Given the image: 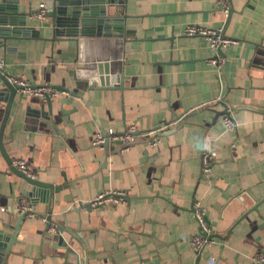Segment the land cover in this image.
<instances>
[{"label": "crops", "instance_id": "crops-1", "mask_svg": "<svg viewBox=\"0 0 264 264\" xmlns=\"http://www.w3.org/2000/svg\"><path fill=\"white\" fill-rule=\"evenodd\" d=\"M47 1L0 0L31 12L28 25L37 33L0 37L7 75L63 88L50 102L20 90L10 109L0 100V264H261L254 258L264 255V0L114 3L125 8L128 33L115 46L54 39L51 17L34 16ZM188 24L221 29L236 41L218 51L220 78L208 63L215 50L206 37L185 34ZM99 53L108 54L102 71ZM186 111L181 127L156 134V146L153 136L128 147L92 144L110 129L174 125ZM226 114L235 130L225 128ZM203 153L213 158L209 178ZM16 159L26 160L36 179L66 185L52 202L48 188L29 195ZM103 193L121 195L95 203ZM22 197L36 216L19 221ZM196 200L215 239L200 254L190 242L200 232Z\"/></svg>", "mask_w": 264, "mask_h": 264}, {"label": "water", "instance_id": "water-1", "mask_svg": "<svg viewBox=\"0 0 264 264\" xmlns=\"http://www.w3.org/2000/svg\"><path fill=\"white\" fill-rule=\"evenodd\" d=\"M125 1L127 0H48L45 4L48 8L47 16L51 17L52 19V33L54 39L73 40L78 45L93 41L98 45L105 44L106 46L108 44L115 46V43H123L124 37L128 35L125 24L127 22V16L124 14L125 8L121 7L120 5ZM93 3L99 4L100 6L98 5L99 7L94 8L92 6ZM114 3H119L120 5L115 8ZM111 7H114V10H111ZM29 16H32L31 12L20 13L14 5L3 6L0 4V37L3 40H7L9 38L31 39L32 36L37 33L34 32L36 29L34 25H28ZM219 52L222 53V50H219ZM107 55L104 57L100 53L97 56L92 54V56L96 57L97 67L100 71H102V67L107 68L108 66L106 63L104 65L101 63L103 59H107ZM112 57L119 58V55L117 53H113ZM96 72L97 71L92 70V72L88 73V75H94ZM105 79L106 78L100 76L101 86L106 85L104 84ZM113 80L117 83L115 86L119 87V79L115 78ZM121 81L122 80L120 79V82ZM90 86L95 87V85ZM53 87L57 90L63 91V88L61 87ZM19 90L20 87L9 82L5 68H0V100L7 102V109H10ZM46 100L50 102L51 98H47ZM208 106L209 104H204L199 108L193 109L192 112L197 111L198 109L206 108ZM190 113L186 111L184 114L177 116V123L174 125H169L168 130L173 131L174 129L181 127L185 121V118ZM222 113H228V110ZM2 121L3 119L0 118V147L5 153L3 144V132L5 124L2 123ZM140 133V131L137 132V134ZM158 134H163V132L160 131ZM104 135L107 136L106 131H104ZM134 142L123 143L122 141H115L113 144H119L122 147H128ZM107 143H109L108 140L106 141L105 145ZM18 173L28 181L30 185L29 195H32L38 191L36 187H40V189L45 190L48 188L50 202H52L53 194L66 185L55 186L52 183L43 182L36 179L35 177L28 176L21 170H18ZM27 214V211L23 212L19 221H21L22 218H24ZM46 219L48 227H50L52 220L49 217ZM209 237H211V235ZM6 253L7 251H4V256ZM0 254H3V252L0 251Z\"/></svg>", "mask_w": 264, "mask_h": 264}, {"label": "built area", "instance_id": "built-area-1", "mask_svg": "<svg viewBox=\"0 0 264 264\" xmlns=\"http://www.w3.org/2000/svg\"><path fill=\"white\" fill-rule=\"evenodd\" d=\"M223 10L226 14L229 13L230 6L229 3L224 1L222 4ZM48 14V8L45 4V2H42L39 6V9L35 11L34 16H36L38 19H44L46 18ZM185 34L187 35H201L206 37L209 40V43L211 47L215 50V56L208 59V63L215 66L217 73L221 75L222 71V65L224 63V58L222 55L219 54V50L223 47L228 46L231 43H235L236 41L227 38L223 35L221 29H212L208 28L203 25L198 24H188L185 28ZM4 61H0V68L4 66ZM7 78L9 82L12 84L20 87V92L26 96V95H35L39 96L43 99L47 98H54L58 96L62 91L55 89L53 86H35L33 83H31L29 80H25L22 78H17L14 76H8ZM224 126L228 130H235L238 126V123L229 115L226 114L223 117ZM170 125V124H169ZM169 125L161 126L154 131L151 132H141L140 134H137L139 130L135 125H130L126 128V130L119 132L113 129H110L107 131V136L104 135L103 132H100L97 134V136L92 141L93 145L98 146H104L106 141H122L124 143L134 142L138 136H146L147 138H150V136H153L151 138L150 143L154 146L158 145L160 142V137L156 134L158 132L163 131L166 129ZM212 161L213 158L210 153H203L202 155V175L209 178L211 176L212 171ZM13 164L21 171H23L25 174L31 177H35L34 172L29 168L27 161L24 159H16L14 160ZM121 193H103L94 200L95 203H105V202H111V201H118L119 196ZM20 211L21 213L27 211L29 215L36 216V211L27 197H22L20 200ZM194 210H195V217L196 220L200 226V232L195 234L191 237V245L194 249V251L197 254H200L207 246L215 242V239L212 237H209L211 234V229L209 227L207 218H206V212L201 205V202L199 200H196L194 203ZM46 219V218H45ZM50 230L55 231L56 225L53 224V222L50 225ZM255 261L257 263H263L264 262V255L262 253L258 254L255 258Z\"/></svg>", "mask_w": 264, "mask_h": 264}]
</instances>
